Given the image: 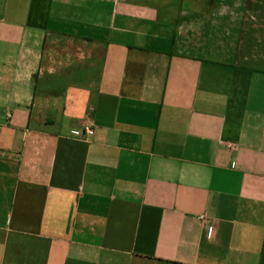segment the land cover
<instances>
[{
  "label": "crops",
  "instance_id": "1",
  "mask_svg": "<svg viewBox=\"0 0 264 264\" xmlns=\"http://www.w3.org/2000/svg\"><path fill=\"white\" fill-rule=\"evenodd\" d=\"M0 264H264V0H0Z\"/></svg>",
  "mask_w": 264,
  "mask_h": 264
},
{
  "label": "built area",
  "instance_id": "2",
  "mask_svg": "<svg viewBox=\"0 0 264 264\" xmlns=\"http://www.w3.org/2000/svg\"><path fill=\"white\" fill-rule=\"evenodd\" d=\"M75 133L77 135H88V136H93L94 135V130L90 127H85L83 130H76ZM201 220H204L205 218L201 217Z\"/></svg>",
  "mask_w": 264,
  "mask_h": 264
}]
</instances>
